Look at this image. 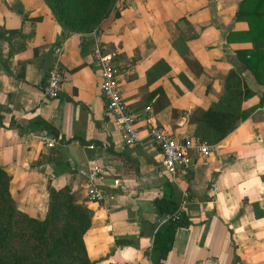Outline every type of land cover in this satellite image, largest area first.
Returning <instances> with one entry per match:
<instances>
[{
	"label": "crops",
	"instance_id": "obj_1",
	"mask_svg": "<svg viewBox=\"0 0 264 264\" xmlns=\"http://www.w3.org/2000/svg\"><path fill=\"white\" fill-rule=\"evenodd\" d=\"M238 1L120 0L107 27L81 32L63 28L44 0H0V167L10 175L16 207L41 218L48 188L68 184L92 210L83 233L91 264H154L147 254L159 217L152 198L169 176L150 140L124 144L106 114L93 42L113 52L120 95L142 134L148 120L178 137L194 134L191 112L218 99L233 69L252 91L240 102L246 115L213 142L211 155H193L173 181L177 197L188 193L182 208L189 223L175 229L162 264H264V75L257 81L235 52L252 42L228 34L247 28L234 18ZM181 16L196 33L184 45L198 72L172 43L188 33L177 23ZM55 47L64 78L56 96L44 97ZM158 59L168 69L147 74ZM156 87L167 99L158 110ZM44 133L80 143L47 146ZM94 163L104 170L95 182L99 201L85 199L78 171Z\"/></svg>",
	"mask_w": 264,
	"mask_h": 264
},
{
	"label": "trees",
	"instance_id": "obj_2",
	"mask_svg": "<svg viewBox=\"0 0 264 264\" xmlns=\"http://www.w3.org/2000/svg\"><path fill=\"white\" fill-rule=\"evenodd\" d=\"M56 21L65 29L87 32L92 28L103 30L117 16L119 9L114 0H44ZM235 19L247 22L245 30H232L238 39L252 42L251 48L236 49L239 59L255 79L264 75V0H239L234 13ZM183 22V23H182ZM177 23L188 30L178 34L172 43L178 49L189 67L200 70V65L186 54L184 41L194 37L189 22L181 16ZM155 74L168 69L167 63L158 59L147 71ZM153 109L158 110L167 103L160 87L151 95ZM251 89L241 80L239 74L229 69L224 77L223 91L218 99L206 108L196 107L189 116L195 123L193 136L206 142H215L233 129L246 112L240 108L241 99L250 95ZM10 175L0 167V264H91L88 258L83 233L89 227L92 210L83 201L77 200V193L68 184L50 186L47 192L44 215L41 218L27 214L15 205L8 190ZM175 185L166 179L161 193L152 198L155 212L174 214L162 222L156 221L147 252L154 264H162L169 252L175 229L187 225L189 219L182 206Z\"/></svg>",
	"mask_w": 264,
	"mask_h": 264
},
{
	"label": "built area",
	"instance_id": "obj_3",
	"mask_svg": "<svg viewBox=\"0 0 264 264\" xmlns=\"http://www.w3.org/2000/svg\"><path fill=\"white\" fill-rule=\"evenodd\" d=\"M117 1L120 0H116L115 2ZM58 50L59 48L57 47L53 49V55L41 84L40 89L44 97L56 96L61 90L64 71L57 58ZM92 57L93 62L98 68V88L104 101V110L119 126L124 144L134 145L140 143L143 138L150 140L161 153L163 165L169 179L172 181L175 180L179 172L183 171L191 163L193 155L209 156L214 152L215 144L213 142L200 140L193 135L175 136L161 125L149 120L145 122L144 133H140L136 117L120 95L119 82L113 65V52L102 42L94 40ZM40 138L47 146L80 143L79 139L75 137L62 139L60 136H55L52 133H44ZM87 146L92 147L93 144L89 143ZM78 171L85 176V199L99 201L102 197V191L97 187L95 182L104 173L103 167L100 164L94 163L85 168H79ZM187 199V191L182 190L178 199V206L181 207ZM174 215L175 213L162 214L158 217L157 221L160 223L169 217H174ZM150 245L147 251L150 250ZM110 264L117 263L112 262Z\"/></svg>",
	"mask_w": 264,
	"mask_h": 264
},
{
	"label": "rangeland",
	"instance_id": "obj_4",
	"mask_svg": "<svg viewBox=\"0 0 264 264\" xmlns=\"http://www.w3.org/2000/svg\"><path fill=\"white\" fill-rule=\"evenodd\" d=\"M116 0H114V2H115ZM115 4V3H114ZM183 23V22H182ZM93 32V31H96V28H92L91 30H89V31H87V32Z\"/></svg>",
	"mask_w": 264,
	"mask_h": 264
}]
</instances>
